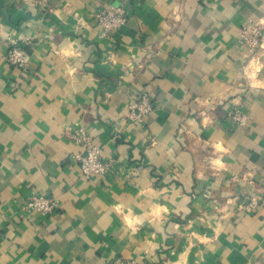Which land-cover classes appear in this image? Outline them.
<instances>
[{
  "label": "crops",
  "instance_id": "1",
  "mask_svg": "<svg viewBox=\"0 0 264 264\" xmlns=\"http://www.w3.org/2000/svg\"><path fill=\"white\" fill-rule=\"evenodd\" d=\"M108 5L128 21L104 33ZM262 19L264 0H0V264H264V200L242 210L264 196V48L239 43ZM10 36L34 41L25 71ZM79 129L117 169L83 175Z\"/></svg>",
  "mask_w": 264,
  "mask_h": 264
},
{
  "label": "built area",
  "instance_id": "2",
  "mask_svg": "<svg viewBox=\"0 0 264 264\" xmlns=\"http://www.w3.org/2000/svg\"><path fill=\"white\" fill-rule=\"evenodd\" d=\"M30 1L33 4L46 5L50 0ZM127 21L128 15L122 6H104L96 13V23L103 29L104 33H110L122 28ZM239 43L249 53L264 48V19L245 23L239 30ZM33 46L34 41L32 38L10 36L7 39L6 60L19 70L25 71L32 61L31 50ZM154 107L155 105L149 95L143 93L128 104L126 119L136 125L143 124L147 116L154 111ZM230 119L239 126H246L249 121L248 115L239 109L230 112ZM69 137L82 147V152L76 155V159L86 178H90L93 175L105 176L112 170L117 169L118 166L114 160L106 161L103 159L102 147L95 144L92 137L84 129L70 132ZM117 137H119L118 134L115 135V138ZM263 200L264 196L251 197L246 204L242 205V210L254 212L260 207ZM56 210L57 202L43 195L30 197L24 209L26 213L37 212L44 216L52 215ZM124 264L139 263L129 259Z\"/></svg>",
  "mask_w": 264,
  "mask_h": 264
}]
</instances>
